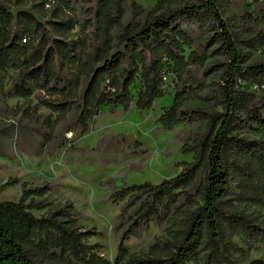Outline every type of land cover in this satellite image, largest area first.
I'll return each mask as SVG.
<instances>
[{
	"label": "trees",
	"instance_id": "16d2710c",
	"mask_svg": "<svg viewBox=\"0 0 264 264\" xmlns=\"http://www.w3.org/2000/svg\"><path fill=\"white\" fill-rule=\"evenodd\" d=\"M35 1L0 3V91L5 75L13 71L11 89L22 99L17 112L27 121L39 107L56 115L46 121L47 137L70 117L78 136L86 135L102 106L127 111L134 103L143 116L164 97L167 74L182 82L189 66H205V52L192 49L185 54V47H193L189 21L212 31L203 47H215L211 52L223 58L204 73L220 79L206 98L208 108L184 105L200 98L204 85L184 90L177 83L172 104L158 118L168 130L196 124L181 149L192 154V161L159 184H131L114 193L116 202L125 203L118 227L127 226L112 264H233L234 237L264 246L259 212L264 210V62H247L223 18L221 2L194 0L170 8L159 1L149 11L134 5L124 23L125 0H53L47 10L43 0L25 8ZM89 1L91 7L84 9ZM77 10L88 15L80 32L88 26L93 30L82 41H66L78 28ZM256 39L263 43L264 35ZM36 40L40 47L35 50ZM57 57L66 77L60 75ZM137 77L142 85L134 97L131 88ZM249 78L259 87L258 95L237 87L238 79ZM36 90L44 95L32 105ZM245 128L260 138L243 137L239 131ZM23 133L18 130L19 139ZM48 190L23 184L17 202L0 201V264H110L86 242L88 232L77 226L71 204L50 207ZM44 209L48 211L40 217L30 212ZM155 220L169 223L168 239L153 243L147 255L129 252L124 242Z\"/></svg>",
	"mask_w": 264,
	"mask_h": 264
},
{
	"label": "rangeland",
	"instance_id": "374dc122",
	"mask_svg": "<svg viewBox=\"0 0 264 264\" xmlns=\"http://www.w3.org/2000/svg\"><path fill=\"white\" fill-rule=\"evenodd\" d=\"M4 1L0 0V3ZM159 1L175 8L194 0H125L124 23L130 20L134 5L142 11H149ZM219 1L223 6V18L248 57L247 62H264V42L256 39L259 34L264 35V0ZM41 2L43 0H36L25 8L32 9V4ZM91 3H84V9L91 7ZM44 9L49 8L44 5ZM33 10L36 11V8ZM77 13L78 28L71 32L66 41H82L84 35H90L93 30L88 26L84 28V33L80 32L88 15L78 10ZM186 28L192 36L193 47H185V54L192 49L198 53L205 52L208 54L205 66H189L182 82L177 81L174 74H167L163 85L164 97L156 99L143 116L136 113L134 103L130 104L127 111L120 106L100 107L98 115L90 124L89 132L84 136H78L70 117L59 123L54 133L47 137L46 121H53L56 115L44 107L38 108L33 119H24L15 108L22 103V99L11 89L14 72L9 71L0 91V135L3 137L0 140V186L6 182L10 184L0 190V201L17 202L23 184L32 188L48 186L46 199L50 207L71 204L75 210L77 226L81 231L88 232L86 242L95 245L98 254L112 264L121 235L127 226L123 224V227H118L125 203L116 202L114 193L131 184H159L177 175L186 162L192 161V154H183L181 149L196 132V124L182 123L168 130L158 121L160 114L172 104L177 83L184 90L189 85L193 88L204 85L200 98L187 100L184 105L208 108L206 98L213 95V89L220 81L218 74H204L209 65L223 59L217 52H211L215 47H203L212 31H204L191 21ZM34 45L35 50L40 47L37 40ZM34 51L29 55L34 54ZM56 62L60 75L66 77L67 70L62 60L57 57ZM141 85L137 77L131 88L134 97ZM237 87L259 94V87L250 78L238 79ZM41 95L40 91H34L32 105L37 104V97ZM20 129L24 130L21 139L18 136ZM239 132L250 140L260 138L258 132L249 128ZM121 136L128 138L122 140ZM111 137L117 139L112 140ZM47 211L30 212L40 217ZM259 212L264 222V210ZM169 228L166 221H152L138 236L125 241L124 245L129 252L147 255L153 243L168 239ZM233 241L237 246L231 258L233 264H264L262 244L246 242L239 237H234ZM185 264L194 263L190 261Z\"/></svg>",
	"mask_w": 264,
	"mask_h": 264
},
{
	"label": "built area",
	"instance_id": "2783aa9c",
	"mask_svg": "<svg viewBox=\"0 0 264 264\" xmlns=\"http://www.w3.org/2000/svg\"><path fill=\"white\" fill-rule=\"evenodd\" d=\"M53 2V0H47V2H46V6L49 8V6H50V4ZM23 41H25V40H23ZM41 93L44 95V92L43 91H41Z\"/></svg>",
	"mask_w": 264,
	"mask_h": 264
}]
</instances>
